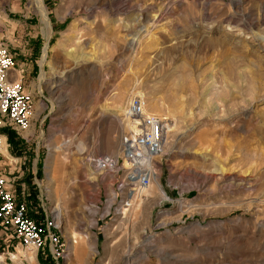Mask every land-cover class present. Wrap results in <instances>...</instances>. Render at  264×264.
I'll use <instances>...</instances> for the list:
<instances>
[{"label":"rangeland","instance_id":"obj_1","mask_svg":"<svg viewBox=\"0 0 264 264\" xmlns=\"http://www.w3.org/2000/svg\"><path fill=\"white\" fill-rule=\"evenodd\" d=\"M37 1L0 0V41L37 102L27 130H1L0 173L68 252L0 226V264H264V0H42L49 24ZM132 94L169 125L163 193L89 161L121 155Z\"/></svg>","mask_w":264,"mask_h":264},{"label":"built area","instance_id":"obj_2","mask_svg":"<svg viewBox=\"0 0 264 264\" xmlns=\"http://www.w3.org/2000/svg\"><path fill=\"white\" fill-rule=\"evenodd\" d=\"M15 60L8 47L0 41V151L8 136L2 132L7 126L16 131L27 130L36 114V99L27 90L23 78L14 79ZM126 115L134 129L120 136L121 155H93L91 164L100 173H124L121 185L140 193L156 176V159L164 153L166 119L148 112L145 97L132 94L126 104ZM0 226L21 246L31 252H44L52 258H64L68 245L61 224L52 214L35 212L27 201L25 187L20 192L9 175L0 173Z\"/></svg>","mask_w":264,"mask_h":264},{"label":"bare ground","instance_id":"obj_3","mask_svg":"<svg viewBox=\"0 0 264 264\" xmlns=\"http://www.w3.org/2000/svg\"><path fill=\"white\" fill-rule=\"evenodd\" d=\"M37 1V0H36ZM38 2V5H39V7H41V9L43 10V11H45L44 10V5H43V1L42 0H38L37 1ZM43 15H44V19H45V21L49 24V21H48V16H47V13H46V11L43 13ZM47 24V25H48ZM230 24V22L229 23H227V25H229ZM231 25V24H230ZM48 52V47L46 46L45 47V49H44V54H43V61L44 62H46L47 63V53ZM45 77V71L44 70H42V73H41V76H40V80H42L43 78ZM20 78V76L18 77V79ZM74 78V77H73ZM72 78V79H73ZM130 98V97H129ZM129 98H128V100H129ZM42 102V101H41ZM127 104V103H126ZM40 105H41V103H40ZM42 106H45V104L44 103H42ZM152 106L153 107H155V108H157V107H159L160 106V104L157 102V101H153L152 102ZM147 109H148V103H147ZM117 111L118 112H120V114L118 113H116V115L117 116H120L121 115V113H122V115H124V117H125V119H123L124 121H120L121 123H122V125H126V127L128 128V130H132V129H134V123L127 117V115H126V106L125 107H120V108H118L117 109ZM149 112V111H148ZM151 113V112H150ZM157 113V112H156ZM155 114V113H154ZM117 119V118H116ZM125 120H127L126 121V123H125ZM166 127L168 128L169 127V125H168V123L166 124ZM169 131V130H168ZM167 137H168V135L166 134V139H165V144H164V146L166 145V144H168V141H167ZM117 145V151L116 152H114L113 154L114 155H117V154H119V152L121 153V150H120V141H118L116 144H115V146ZM113 150H116L115 148L113 149ZM3 151V150H2ZM51 157H53L52 156V154H51ZM115 157V156H114ZM115 158H118V157H115ZM93 166V165H92ZM94 167V166H93ZM95 170H96V168H95ZM98 171V170H97ZM152 187V186H155L161 193H163V191H162V188H161V186H160V183H159V179H158V174H156V176L154 177V179H153V181H152V183L147 187V188H144L142 191L144 192L145 190H147L149 187ZM75 237V236H74ZM72 238H73V234H72ZM77 241L76 240H73V243L75 244ZM29 258L30 259H33L34 260V258H35V255H34V253L33 254H30V256H29Z\"/></svg>","mask_w":264,"mask_h":264},{"label":"crops","instance_id":"obj_4","mask_svg":"<svg viewBox=\"0 0 264 264\" xmlns=\"http://www.w3.org/2000/svg\"><path fill=\"white\" fill-rule=\"evenodd\" d=\"M13 75H15V72L13 73ZM17 75H18V76H17V78H18V77H19V74H17ZM17 78H16V79H17ZM24 187H25V185L23 186V188H24Z\"/></svg>","mask_w":264,"mask_h":264}]
</instances>
